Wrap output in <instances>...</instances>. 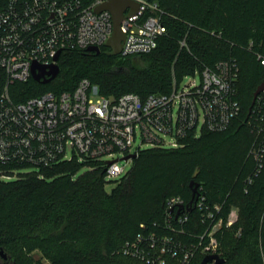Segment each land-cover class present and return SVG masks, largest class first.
I'll return each mask as SVG.
<instances>
[{"label":"trees","instance_id":"obj_1","mask_svg":"<svg viewBox=\"0 0 264 264\" xmlns=\"http://www.w3.org/2000/svg\"><path fill=\"white\" fill-rule=\"evenodd\" d=\"M151 1L159 4L167 28L153 51L113 56L105 46L100 53L64 50L55 78L16 82L11 96L25 101L49 90L74 91L87 78L103 96L134 92L144 98L171 92L175 82L205 67L235 60L239 115L225 130L191 133L182 147L140 151L110 191L101 162L75 159L40 168L0 163V246L9 254L0 264H37L35 250L51 264H133L122 248L154 235L194 245L191 264H201L218 223L213 237L222 264H264V155L253 153L264 133L250 124L254 92L264 81V0ZM8 2L0 0V12ZM6 84L0 67V96ZM192 181L203 207H188ZM172 197L187 206L183 223L177 209H167ZM233 208L238 215L230 222Z\"/></svg>","mask_w":264,"mask_h":264},{"label":"built area","instance_id":"obj_2","mask_svg":"<svg viewBox=\"0 0 264 264\" xmlns=\"http://www.w3.org/2000/svg\"><path fill=\"white\" fill-rule=\"evenodd\" d=\"M106 1L94 0L85 5L80 0H9L0 12V67L7 76L0 96V163L40 168L75 159L96 161L102 163L106 180L112 181L126 171L121 161H133L120 158L138 154L144 144L151 148H179L191 133L199 135L201 122L202 129L221 131L239 115L241 107L235 97L239 67L235 60L205 67L200 73L186 76L194 77L187 84L184 78L175 82L171 92L144 98L134 92L106 97L84 78L74 91L49 90L16 101L10 87L33 77L35 62L44 66L58 64L59 51L61 55L64 50L105 46L113 33V15L107 9H95ZM132 1L139 4V10L122 22V56L150 53L167 32L157 2ZM129 11L127 8L125 14ZM260 61L264 65V56ZM197 75L201 77L200 84L196 82ZM256 100L250 124L262 134L264 90ZM139 135L141 143L134 151ZM69 149L73 151L71 156ZM253 153L258 159L263 157L264 137ZM105 157L109 159L103 160ZM203 200L198 196L196 204L203 207ZM180 207L183 214L187 206L181 197L167 202L170 213ZM205 215L211 218L213 212ZM177 219L183 223L188 217L178 214ZM219 225L209 233L210 241L204 248L207 255L217 253L213 233ZM121 252L135 260L133 264H191L196 247H185L169 235H154L146 241L139 238L127 243Z\"/></svg>","mask_w":264,"mask_h":264},{"label":"water","instance_id":"obj_3","mask_svg":"<svg viewBox=\"0 0 264 264\" xmlns=\"http://www.w3.org/2000/svg\"><path fill=\"white\" fill-rule=\"evenodd\" d=\"M127 8H130V11L128 14H125V11ZM104 9H107L111 11L113 15V22H114V29L112 36L109 38V40L106 42L105 46L109 48L108 54L109 55H118L121 53L122 46H123V40L125 38V35L122 31L121 25L123 20L126 17L135 15L139 10V4L132 1V0H107L104 4L96 7V12H100ZM87 51L91 52H101V48L97 46H91L87 48ZM60 52H58L56 56V60H58ZM60 73V66L59 64H51L49 66L40 65L37 62L33 64L32 67V76L36 81L42 82V83H48L53 78H55ZM264 90V81L257 87L256 91L254 92V98H253V104L257 98V96ZM138 156L137 153L128 154L124 157H121V160H134ZM191 186L193 187V197L188 205H193L194 202L197 200V188L198 184L195 181L191 182ZM183 207H180L178 209V214L182 210ZM9 259V254L7 251L0 246V261H7ZM211 262H214L215 264H222L225 262V259L221 257L217 253H212L206 255L201 264H209Z\"/></svg>","mask_w":264,"mask_h":264},{"label":"rangeland","instance_id":"obj_4","mask_svg":"<svg viewBox=\"0 0 264 264\" xmlns=\"http://www.w3.org/2000/svg\"><path fill=\"white\" fill-rule=\"evenodd\" d=\"M190 78L193 79L194 77H187V78L184 79L183 82L187 84L191 80ZM195 79H196L197 84H200V82H201L200 75L195 76ZM201 126H202V122H201L200 126L198 127V131H197L199 134L202 131ZM140 143H141V137L139 135V137H138V139H137V141L135 143V146L133 148L134 151L136 150V147L140 145ZM149 148H151L149 144H144L142 149L145 150V149H149ZM72 154H73L72 149H69L68 155L71 156ZM107 159H109V158L108 157L103 158V160H107ZM121 165H123V166L126 165V171H125V173L120 178H122L123 176H125L130 171V169L132 167V162L126 163V161H121ZM24 170H31V169L25 168ZM120 178L110 181L108 183V185H107V189L109 191L112 190V188L114 186H116L117 180H119ZM32 256H33V258H34V260L36 261L37 264H51L50 260L48 258H46L43 255V253H41L39 250L33 251L32 252Z\"/></svg>","mask_w":264,"mask_h":264},{"label":"crops","instance_id":"obj_5","mask_svg":"<svg viewBox=\"0 0 264 264\" xmlns=\"http://www.w3.org/2000/svg\"><path fill=\"white\" fill-rule=\"evenodd\" d=\"M238 215V209L237 208H233L232 212L230 214V222H233L234 220H236Z\"/></svg>","mask_w":264,"mask_h":264}]
</instances>
